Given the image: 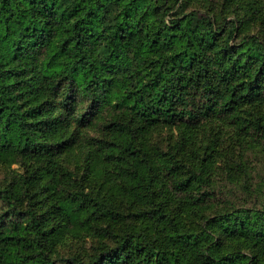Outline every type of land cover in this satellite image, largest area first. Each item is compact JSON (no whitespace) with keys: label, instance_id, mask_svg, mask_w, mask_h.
Instances as JSON below:
<instances>
[{"label":"trees","instance_id":"1","mask_svg":"<svg viewBox=\"0 0 264 264\" xmlns=\"http://www.w3.org/2000/svg\"><path fill=\"white\" fill-rule=\"evenodd\" d=\"M188 1L0 0V162L30 164L0 187V264L259 263L264 202L214 215L193 232L181 231L155 199L159 175L144 148L153 131L182 126L185 139L203 120L233 119L236 108L264 93V39L244 32L237 11L220 18L211 7L186 9ZM60 82L67 84L63 109L52 100ZM73 91L121 110L101 125L104 138H82L78 127L89 119L74 115ZM253 128L264 137V124ZM75 145L88 149L90 172L100 168L138 190L148 204L139 215L168 226L163 238L106 227L115 245L87 261L53 251L65 231L90 227L85 212L120 217L77 188L56 161ZM192 180L203 177L192 171L173 190ZM211 194L197 192L190 205ZM238 239L247 241L244 249H220L221 241Z\"/></svg>","mask_w":264,"mask_h":264},{"label":"rangeland","instance_id":"2","mask_svg":"<svg viewBox=\"0 0 264 264\" xmlns=\"http://www.w3.org/2000/svg\"><path fill=\"white\" fill-rule=\"evenodd\" d=\"M209 7L213 9L211 15L220 18H233L234 11H237L246 21L244 32L264 39V0H189L186 9L204 11ZM44 57L40 55L38 60ZM58 86V92L52 93V100L63 109L62 100L67 94V84L60 82ZM69 95L74 102L71 108L74 115L89 119L88 124L78 127L82 129L85 140L104 138L101 125L121 115L120 109L97 105L90 97L77 91ZM257 121L264 124V93L254 103L236 108L233 119L211 116L203 120L190 128L189 136L185 139L180 137V130L184 129L181 126L173 127V130L158 128L144 142V148L159 175V180L154 184L155 199L171 211V217H176L181 231L199 232L207 218L264 202V137H260L253 128ZM72 125L71 129L76 132L77 124L73 122ZM87 152V148L80 150L75 145L71 151L58 156L56 161L71 174L77 188L102 207H110L120 217L112 218L106 213L96 216L85 212L81 219H86L90 227L65 231L60 241H53V251L65 258L77 256L87 261L99 249L115 245V240L102 231L106 227L115 235L135 231L149 238H163L168 226L139 215V211L147 209L148 204L138 190L120 183L119 179L109 178L108 171L104 174L102 169L97 168V172H90L84 161ZM29 165L0 162V187L11 185L18 175L27 171ZM192 171L200 174L203 181L192 180L183 191H174L176 179L188 177ZM208 188L212 194L207 200L190 205L193 195ZM245 242L243 239L223 240L220 249L223 252L244 249ZM257 249L260 255L258 264H264V244H257Z\"/></svg>","mask_w":264,"mask_h":264}]
</instances>
